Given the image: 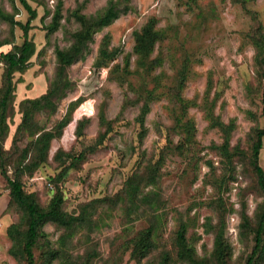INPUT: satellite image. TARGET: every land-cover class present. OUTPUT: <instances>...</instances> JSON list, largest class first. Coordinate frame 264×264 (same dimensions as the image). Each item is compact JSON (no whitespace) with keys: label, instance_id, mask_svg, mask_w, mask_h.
I'll use <instances>...</instances> for the list:
<instances>
[{"label":"rangeland","instance_id":"1","mask_svg":"<svg viewBox=\"0 0 264 264\" xmlns=\"http://www.w3.org/2000/svg\"><path fill=\"white\" fill-rule=\"evenodd\" d=\"M28 2L37 11L29 30L36 52L24 72L12 74L7 133L0 138L1 147L9 152L7 174L13 176L30 141L67 114L61 135L50 142L46 161L29 179L24 174L21 180L40 207H46L57 191L63 197L62 209L69 214L77 215L83 205L90 204L88 211L94 209L92 218L98 225L72 233L47 222L34 248L36 264L44 261L48 249L61 251L50 264H158L165 251L170 264H188L176 258L174 236L181 222L188 226L187 238L196 256L215 264L214 231L209 225L222 217L224 204L231 208L224 217V236L231 247L227 264H245L253 242L251 233L242 228L241 212L252 223L264 201L249 163L254 129L264 124L263 81L253 39L264 34V0H128L126 13L95 32L84 56L64 66L58 81L53 80L54 49L68 47L71 34L80 26L70 11L81 6L80 13L96 15L108 0ZM58 2L59 27L47 34L45 26ZM0 13L13 14L21 22L28 18L18 0H0ZM150 18L163 38L148 59L160 57L161 64L142 68L136 64L134 31ZM0 39L11 41L0 46V51H7L22 42V31L0 21ZM126 60L129 66L123 70ZM3 73L0 60V88ZM49 85L54 113L48 114L41 105L30 107L33 121L18 132L21 101L41 95ZM150 90L154 94L144 115L146 132L140 137L137 118ZM186 136L191 142L185 141ZM225 136L229 151H235L230 164L217 148ZM86 146L84 157L60 177L56 188L46 183L59 173L63 162L68 163L64 156L55 157L58 151L76 153ZM259 164L264 169V136ZM153 166L158 171L156 181L141 193L156 192L158 207L140 205L139 210L145 207L146 213L134 219V213L128 216L125 211V185L136 174L147 176ZM7 211L12 214L11 223L23 222L14 205ZM151 213L161 218L157 244L136 262L130 241L150 224ZM7 219L2 218L4 226ZM12 244L5 230L0 238V264H26L9 252Z\"/></svg>","mask_w":264,"mask_h":264},{"label":"trees","instance_id":"2","mask_svg":"<svg viewBox=\"0 0 264 264\" xmlns=\"http://www.w3.org/2000/svg\"><path fill=\"white\" fill-rule=\"evenodd\" d=\"M24 10L28 14L25 22L15 20L13 14L0 13V21H7L10 26H18L22 31V42L20 44H12L9 50L0 51V60L4 66V85L0 88V138H4L7 133L6 114L8 108L11 106L13 99L14 84L12 74L14 72H24L30 63V58L36 52V45L29 37V30L32 28L31 21L37 17V11L33 8L28 0H18ZM128 0H108L104 9L96 15H85L80 13L81 6H77L70 11L71 15L79 22V28L71 34L72 42L66 48L54 49L56 55V69L54 74V81H58L61 70L64 66H69L73 62L84 56L87 49L88 42L92 39L95 32L101 28L108 26L121 14L126 13L128 10ZM47 13V12H46ZM61 2H58L52 13L51 21L47 26V34H51L58 29L60 24ZM155 19L150 18L142 27L134 31V47L133 50L138 59L136 64L138 67L148 68L151 66H159L161 64L160 57L152 60L148 56L152 52L156 42L163 38L160 30L154 29ZM254 45L257 47V58L260 65V76L263 81L262 85V116L264 119V34L253 36ZM11 41L0 39V46L10 44ZM129 61L124 62L123 70H127ZM118 68V65L111 68V72ZM53 89L51 85L41 95L35 98H27L21 101V120L17 125V131L22 132V129L33 121V115L30 112V107L42 106L47 110L48 114L54 113L55 104L52 103L50 95ZM152 90L146 92L145 102L142 105L137 122L140 127L139 136L143 137L146 129L144 127V115L149 110L148 101L153 96ZM79 100L71 102V108L75 106ZM68 121L67 114L59 119L50 129L42 130L37 137L32 139L29 147L23 150V161L17 165L13 176L7 174L5 167L6 156L8 153L0 145V173L5 181V188L8 190L9 201L7 208L14 205L21 211L24 217L23 222H12L7 228V235L13 241L12 247L9 252L21 258L26 264H36L34 256V248L37 246V241L41 233L42 227L47 223H53L66 231L70 230L72 233L79 228H85L91 231L97 227V222L93 221L92 215L94 209L88 211L90 204H85L81 207L79 214H69L62 209L63 197L57 191L50 199L46 207H40L34 200L31 193L27 192L21 176L26 174L29 179L34 170L42 165L47 158V153L50 147V142L53 138L59 137L62 129ZM214 125V124H213ZM218 125V124H216ZM189 132V127H188ZM188 136V135H187ZM185 137L186 142H191L190 137ZM264 136L263 127L254 129L253 141L250 147L249 163L256 176V183L260 191L264 194V169L259 164V153L262 147V138ZM19 137V134H17ZM97 145V142L94 143ZM228 136H225L223 144L217 146L222 150L226 156L227 163L230 164L235 151H229ZM14 146V140H13ZM87 146L82 148L76 153H62L58 151L55 157H65L68 163L61 164V170L56 176L48 177L46 183L55 187L58 184L60 177L65 174L70 168L76 164L85 155ZM85 149V150H84ZM59 159V160H60ZM157 167H151L147 176L134 175L129 178L125 185V195L127 200L126 214L129 216L131 213L135 214L134 219L141 218L146 213V208L154 210L158 202L156 192L141 193V189L148 184H154L156 181ZM56 188V187H55ZM58 188V187H57ZM153 193V194H152ZM119 200V198H118ZM117 202V201H116ZM139 202V203H138ZM116 204V203H115ZM140 205H145L142 210H139ZM225 205V204H224ZM223 205V213L221 218L215 225H209L214 231L212 258L215 264H227L230 256L231 247L224 236L225 233V213L231 211L230 207ZM154 213L150 214V224L140 230L136 236L130 241L131 255L136 262L144 259L150 251L155 248L157 244V235L161 228V218L155 219ZM242 228L247 229L252 235V248L245 259V264H263L264 263V201L257 207L254 213V220L251 223L249 217L244 212H241ZM187 224L181 222L175 231L174 246L176 249V258L179 261L187 262L188 264H207L205 259L196 256V249L187 238ZM47 252V253H46ZM46 257L41 264H50L52 260L61 255L59 250L48 249L46 250ZM171 257L168 252H163L158 264H170Z\"/></svg>","mask_w":264,"mask_h":264},{"label":"crops","instance_id":"3","mask_svg":"<svg viewBox=\"0 0 264 264\" xmlns=\"http://www.w3.org/2000/svg\"><path fill=\"white\" fill-rule=\"evenodd\" d=\"M8 201H9L8 190L5 188V181L0 173V238L3 236L7 226L12 221V214H10L7 211ZM4 216H8V219L5 221L6 223L5 226L4 223H2V218Z\"/></svg>","mask_w":264,"mask_h":264}]
</instances>
